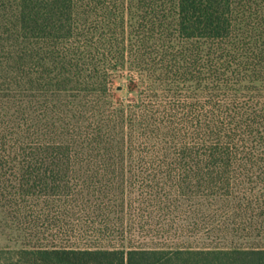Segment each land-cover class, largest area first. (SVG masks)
<instances>
[{
  "label": "trees",
  "instance_id": "16d2710c",
  "mask_svg": "<svg viewBox=\"0 0 264 264\" xmlns=\"http://www.w3.org/2000/svg\"><path fill=\"white\" fill-rule=\"evenodd\" d=\"M0 126V201L35 199L40 228L0 264H264L258 244L47 238L77 225L76 165L153 157L184 167L179 196L262 205L264 0H0Z\"/></svg>",
  "mask_w": 264,
  "mask_h": 264
},
{
  "label": "rangeland",
  "instance_id": "374dc122",
  "mask_svg": "<svg viewBox=\"0 0 264 264\" xmlns=\"http://www.w3.org/2000/svg\"><path fill=\"white\" fill-rule=\"evenodd\" d=\"M117 83L126 87L118 92L120 97L127 102L137 98L126 76ZM14 109H9L10 114ZM3 128L0 126V131ZM73 168L88 182L84 200L73 208L77 225L49 230L48 242L84 245L93 240L104 245L144 247L264 245V198L262 205L253 209L246 203H226L214 196H179L175 186L183 178L179 172L184 167L153 157ZM248 168L260 173L264 165ZM15 172L18 168L10 170L5 180H16ZM37 211L35 199L11 205L0 201V249L20 248L32 239L27 237L30 231L40 229L34 221Z\"/></svg>",
  "mask_w": 264,
  "mask_h": 264
}]
</instances>
